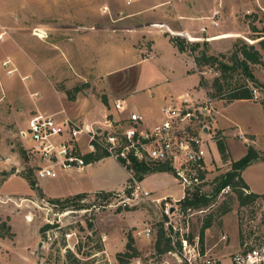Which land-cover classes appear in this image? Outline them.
I'll use <instances>...</instances> for the list:
<instances>
[{"label":"rangeland","instance_id":"1","mask_svg":"<svg viewBox=\"0 0 264 264\" xmlns=\"http://www.w3.org/2000/svg\"><path fill=\"white\" fill-rule=\"evenodd\" d=\"M216 9L220 10L216 17L219 25L211 19ZM152 32L200 42L201 49L195 54L204 50L217 56V62L198 67L190 50L184 52V60L161 35L156 36V57L143 60V50L152 48ZM113 37L120 38L121 51L110 48ZM262 38L264 0H0V232L4 233L0 236V264H123L117 253L125 251L129 233L144 261L155 258V264H166L165 260L178 264L155 247L162 219L157 204L142 200L115 205L128 194L130 184L118 159L107 156L93 161L82 174L59 170L54 176L39 178L40 160L21 131L37 111L52 113L63 105L71 106L78 97L94 109L106 105L104 97L108 105L110 99L122 97L128 108L108 115L121 120L127 119L131 110L139 111L135 105L140 100L152 102L158 91L196 90L198 95L210 97L222 92L214 98L216 118L223 116L226 133L216 128L230 158L221 157L219 139L211 142L205 185L210 193L216 178L231 168L233 160L246 155L250 146L264 152L260 120L264 117V66L251 65L258 80L252 85L260 90V100H238L229 105L225 100L231 86L245 81L242 65L228 71L230 87L225 84L217 91L212 86L221 72L220 61L233 64L231 58L242 43L259 48ZM188 65L195 71L190 72ZM146 113L152 122L147 116L150 111ZM246 120L254 124L252 130L245 127ZM85 143L82 135L83 151L88 148ZM242 176L251 188L249 193L259 194L253 202L241 204L232 190L215 198L193 222L195 233L205 221L213 222L208 245L219 241L222 233L228 236L218 245L226 249L222 264H234L235 252H231L264 242V158L254 160ZM80 181L89 183L86 189L115 191L58 199L45 193L76 191L81 189L76 186ZM142 184L150 191L169 190V201L183 194L171 170L149 173ZM226 208L229 210L223 213ZM146 224L153 225L156 234L144 241L136 231ZM135 258L126 264H133Z\"/></svg>","mask_w":264,"mask_h":264},{"label":"built area","instance_id":"2","mask_svg":"<svg viewBox=\"0 0 264 264\" xmlns=\"http://www.w3.org/2000/svg\"><path fill=\"white\" fill-rule=\"evenodd\" d=\"M219 15L220 10H214L211 19L215 25H219L216 20ZM143 53V60L156 57L153 48H146ZM251 90L253 99L260 100V90L253 85ZM215 100L214 97L198 95L196 90H186L166 99L159 118L152 122L142 112L131 110L127 119L116 120L107 115L99 126L68 115L59 118L60 112L39 110L28 119L21 135L31 143V151L40 160L39 178L54 176L59 170H83L88 165L85 155L97 150L118 159L129 174L130 184L129 191L125 192L128 194L115 205L142 200L154 202L161 208L160 226L170 244L165 253L175 258L178 264H219L211 248L201 242L200 232L195 233L193 229L195 216L205 212L206 207H185L182 204L191 199V194L211 196V192L205 191V185L210 171L209 146L219 139ZM114 108L117 111L128 107L121 97L114 99ZM82 135L86 136V151L81 149ZM135 161L167 165L183 188L181 198L169 201L168 197H153L137 176ZM232 190L231 185H225L216 198ZM244 191L249 193L248 189ZM155 234L156 228L151 224L136 231L137 237L144 241L151 240ZM220 239L226 241L228 236L222 233ZM232 261L234 264H264V242L236 251ZM155 263V258L144 261L136 256L133 264ZM164 263L171 264L168 260Z\"/></svg>","mask_w":264,"mask_h":264},{"label":"trees","instance_id":"3","mask_svg":"<svg viewBox=\"0 0 264 264\" xmlns=\"http://www.w3.org/2000/svg\"><path fill=\"white\" fill-rule=\"evenodd\" d=\"M262 37V36H259ZM173 44L178 48L180 52H185L187 50H190L193 53L194 61L198 65V67L203 66L204 64H210L215 65L217 62L218 57L213 55H207L204 50H201L200 54H195V51L198 49H201V43L200 42H190L186 38L182 37H171L170 38ZM260 47L258 48L255 44H248V43H242L241 48L237 49V51L234 52L231 61L233 64H229L228 62L220 61V74L216 76L213 79L212 86L217 89V91L223 90L225 88V84L230 87V83H228V71H233L237 68L238 65H242L245 70V81L243 83L235 84L234 86H231L230 89L226 92L225 100L227 102H232L235 100H252V90L251 85L252 83H258V80L256 76L254 75L251 65L252 64H262L264 66V39L262 38L259 41ZM236 65V66H235ZM195 70H190V72H193ZM201 83H203V78L200 79ZM251 81V84L248 82ZM253 81V82H252ZM77 89H79L77 87ZM213 95V94H212ZM222 92L219 94H214L213 96L221 97ZM74 98V95H72ZM104 101L106 105H108V99L104 97ZM218 147L220 150L221 157L224 160H228L229 154L227 150L225 149V146L223 144V139H219L218 141ZM105 152H102L100 150H97L96 152H90L85 155L87 163H91L93 161H98L102 158L107 157ZM264 158V152H260L258 149L254 148L253 146H250L248 152L246 155L241 157L238 160H233L231 164V168L225 172L224 174L219 175L215 180V186L213 188V191L211 192V196L207 195H199V193H195L193 198H188L185 201L182 202V204L185 207L193 206L195 208L199 207H207L211 204V202L216 198V195L221 187L225 185H231L232 189L237 193L238 199L240 200L241 204H249L253 202L259 194L257 193H244V189H249V185L245 181V179L242 176V171L245 169L248 165H250L254 160ZM231 160V159H230ZM134 168L137 173V176L140 180H143L145 175L152 173L154 171H170L171 169L167 165H157V164H151L146 162H134ZM127 191H129L127 189ZM53 202L59 201V200H52ZM229 209L226 208L223 210V213L228 211ZM161 224V223H160ZM213 222L211 220H207L204 222L200 229V238L201 242L204 244L205 242V232L206 229L210 228L212 226ZM49 224H47L46 227H48ZM44 227V229L46 228ZM4 233L0 232V236H3ZM13 235V233H11ZM126 242V249L125 251H121L117 253L118 260L126 264L136 256L140 254V251L135 243V239L131 233L128 234ZM155 247L158 252H165L170 248L169 241L165 237V232L162 229L161 226H159L157 239L155 243Z\"/></svg>","mask_w":264,"mask_h":264},{"label":"crops","instance_id":"4","mask_svg":"<svg viewBox=\"0 0 264 264\" xmlns=\"http://www.w3.org/2000/svg\"><path fill=\"white\" fill-rule=\"evenodd\" d=\"M144 33L145 32H143V35H144ZM147 33H151V32L148 31ZM152 33L153 34H151L152 36H151L150 39L153 41L152 45H151V47L154 48L153 50H155V48L158 47V41L156 39V36H160L161 35L163 37H166L167 41L172 45L175 54H177L178 56H181L182 58H184L185 53L184 52H180L178 50V48L170 40V36L169 35H166V34L161 33V32H152ZM147 36L149 37V34H147ZM132 38L134 39L133 36H132ZM111 42H112V44H111L110 48H112V50H115V51H121L122 50L123 45L120 43V38H118V37L114 38L113 37V38H111ZM133 48H135V47L133 46ZM137 50H139V49L137 48ZM184 60H185V58H184ZM194 63H195V61H194ZM105 64H106V62H105ZM186 65H187V63H186ZM187 67L189 68V65ZM189 69L192 70L194 68L192 67V68H189ZM189 69H188V72H189ZM108 72H110V71H108ZM177 94H179V93L175 94L172 91H158L157 97L156 96L153 97V99H152L153 101L152 102L147 103L144 100L143 101L140 100L135 106L145 116L147 114L146 112L150 111V113H148L147 116H148V118L149 117L152 118L153 121H154V120L159 118L160 108L163 105V103L165 102V100L168 99L169 97L175 96ZM235 101H238V100H235ZM235 101H232L231 103H228V105L229 104H233ZM250 101H253V100H250ZM109 104L110 105H108V106H110V107H108V106L106 107V105H101V106H97L94 109V108L91 107L90 104L87 103V101H85L82 98L80 99L78 97L76 99L75 103H73L71 106L63 105L60 108L55 109L52 113L60 112V114H63L65 116L68 115V116H70L72 118H80V119L84 120L86 123H90V124H94L95 126H99V125L103 124V122L105 121V119H106L107 115H109V113H111V112L115 113V114L117 113L115 111V108H114V98L109 100ZM75 105H77V106H75ZM145 105H147V106H145ZM147 107H148V109H147ZM225 107H227V104L225 105ZM261 111H263L262 114L264 115V108H261ZM221 117H223V116L220 115V118H218V120H217L215 125L218 127V130L221 133L225 134L226 133L225 132L226 131V129H225L226 126H225L223 118H221ZM260 120H261V123H263L262 127H263V132H264V117L262 116L260 118ZM244 125L249 130H252L254 128V124L251 121H248V120L244 121ZM102 160H103V158L98 160V161H102ZM90 164L91 163H89V165ZM85 168L83 170H77V171L74 170V171H76V173L82 174V173H84ZM155 173H159V172H155ZM64 175L70 177L69 173H67V174L64 173ZM147 176H148V174L144 177V179L142 180V183L146 180ZM66 181H69L68 178L66 179ZM87 184H89V183L85 182V181H80V182L76 183V186H78V188H81V189H77L76 191H65V193H63V191H64L63 190V191H60L59 193H54V194L47 193L44 190H43V192H45L51 198H57L58 199V198H64V197H67L69 195L79 194V193H83V192H87L89 194H92V193H96V192H99V191H109V192L115 191V190H111V189H107V190L106 189H102L101 187H100L101 189L100 188L97 189L96 187H93L95 189H92V188L86 189V185ZM98 184L101 185V181L98 182ZM65 189H67V188H65ZM249 189H251V188H249ZM151 192H152V196L156 197V198H161V197H171L172 198L171 192L169 190H166V189H163L162 191H156V192L155 191H151ZM209 233H210V228L206 229L205 242L204 243L209 248H211L214 256L216 255V257H217V259L219 261V264H222V259H223V257L226 254V249L221 250L220 246L218 247V245L219 244L221 245V243H223V241L221 239H219V241H217L214 245H212V246L208 245V241H209V238H210ZM234 252H236V250L231 252V254H233Z\"/></svg>","mask_w":264,"mask_h":264}]
</instances>
